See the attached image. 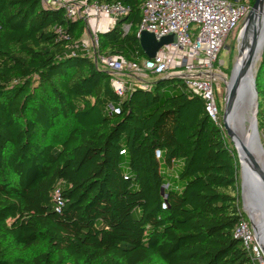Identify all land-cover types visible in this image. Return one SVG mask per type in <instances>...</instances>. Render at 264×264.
Wrapping results in <instances>:
<instances>
[{
  "label": "trees",
  "instance_id": "1",
  "mask_svg": "<svg viewBox=\"0 0 264 264\" xmlns=\"http://www.w3.org/2000/svg\"><path fill=\"white\" fill-rule=\"evenodd\" d=\"M47 1L0 0V264H257L234 235L237 153L204 100L166 76L119 97L83 21ZM145 1L89 0L130 8L101 54L147 59ZM255 75L264 137V54Z\"/></svg>",
  "mask_w": 264,
  "mask_h": 264
},
{
  "label": "built area",
  "instance_id": "2",
  "mask_svg": "<svg viewBox=\"0 0 264 264\" xmlns=\"http://www.w3.org/2000/svg\"><path fill=\"white\" fill-rule=\"evenodd\" d=\"M253 0H146L142 8V32L154 34L160 40L173 35L174 43L164 46L152 60L130 62L99 51V32L93 29L103 18H110L114 27L118 20L130 13L121 2L101 5L89 0H48L46 5L62 8L68 21L81 20L89 31L90 43L81 49L96 65L110 73L111 87L122 98L135 88L147 89L151 77L181 78L187 88L205 102L209 118L219 126L220 108L216 92L223 78L217 71L219 57L227 41L246 20ZM130 31V26L124 28ZM57 34L66 38L61 28ZM76 45L75 48H78ZM56 210L64 207L57 190L54 193ZM234 235L240 239L250 257L264 264L262 247L250 219H243Z\"/></svg>",
  "mask_w": 264,
  "mask_h": 264
},
{
  "label": "water",
  "instance_id": "3",
  "mask_svg": "<svg viewBox=\"0 0 264 264\" xmlns=\"http://www.w3.org/2000/svg\"><path fill=\"white\" fill-rule=\"evenodd\" d=\"M264 0H256L250 14L245 20V25L241 35L243 40L239 48V57L232 73L230 82L227 85V94L225 99V111L223 115V125L227 136L234 138V133L229 128V120L235 121L239 118L240 107L248 100L254 106L252 121V137L250 142H254L259 138V94L257 90V78L255 75V67L264 54V21L261 19L260 13L263 12ZM140 47L147 59L152 60L164 46L174 43L175 37L170 35L158 40L154 34L142 32L140 37ZM246 52V56L244 55ZM244 56V57H243ZM173 81H183L181 78H171ZM250 105V104H249ZM250 109V107H249ZM237 158L240 162V171L244 180H246L251 200L256 209L261 213V233L264 242V167L260 166L251 157L247 147L241 145L237 150ZM245 164V170L243 169ZM241 198L243 200V182L241 183ZM245 213V207L243 209ZM252 226L259 238L258 231L249 215ZM261 240V239H259Z\"/></svg>",
  "mask_w": 264,
  "mask_h": 264
},
{
  "label": "bare ground",
  "instance_id": "4",
  "mask_svg": "<svg viewBox=\"0 0 264 264\" xmlns=\"http://www.w3.org/2000/svg\"><path fill=\"white\" fill-rule=\"evenodd\" d=\"M260 16L261 19L264 21V8H263V12L260 13ZM262 33L264 34V29ZM240 38H242L243 40V35H241ZM244 55L246 56V52ZM240 108L241 109L239 110V114H240L239 118L235 121L229 120V128L232 130V132L235 135L234 138L231 139V143L233 144L236 152L237 150H239L241 145L246 146L248 152L250 153L254 161L257 162L260 166H262V162L264 160V142L262 136L259 135V138L254 142L249 141V139L252 137V121H253L254 106H252L251 102L247 100ZM245 167L246 166L243 163L244 170ZM240 172H241V183L243 182V203L245 202L246 208L250 213L249 215L258 231L259 239H261L260 242L264 244V242L262 241L263 235L261 233L262 215L256 209L255 204L251 200L246 180H244L243 178L242 171Z\"/></svg>",
  "mask_w": 264,
  "mask_h": 264
},
{
  "label": "rangeland",
  "instance_id": "5",
  "mask_svg": "<svg viewBox=\"0 0 264 264\" xmlns=\"http://www.w3.org/2000/svg\"><path fill=\"white\" fill-rule=\"evenodd\" d=\"M244 25H245V21L240 24L238 29L229 38L225 48L221 52V55L219 57L218 66L216 67L218 73L223 78V80L220 82L218 89H217V92H216V97H217V101H218L219 108H220L219 126L222 128L223 132L225 133L226 139H228V142H229V145L231 146V148L232 147L234 148V146L231 143V139L227 136L226 130L224 128L223 115H224V111H225V99H226V94H227V85L231 80L233 70L235 68L236 62H237L238 57H239V48H240V44L242 42V38H240V36H241L242 30L244 28ZM82 40L86 44L90 43V38L86 32H84V35L82 36ZM258 64H259V62H258ZM258 64L255 67V72L257 70ZM151 80H152V77L148 79V82H150ZM176 82H179V81H176ZM65 131H66L65 122H60L58 125V129L56 130V132L52 136V141L57 143L58 140H60L64 136ZM262 138H263V142H264V137L262 136ZM262 167H264V160L262 162ZM240 180H241V172H240ZM244 206H245V210L248 212V210L246 208V204H245V202L243 203V200H242V209H244ZM249 214H250L249 212L246 213L248 218H249ZM257 240H258V242H260L258 237H257ZM260 244H261L262 251H263L261 256H262V260L264 261V248H263L264 244H262L261 242H260Z\"/></svg>",
  "mask_w": 264,
  "mask_h": 264
},
{
  "label": "crops",
  "instance_id": "6",
  "mask_svg": "<svg viewBox=\"0 0 264 264\" xmlns=\"http://www.w3.org/2000/svg\"><path fill=\"white\" fill-rule=\"evenodd\" d=\"M112 27H113L112 26V20L110 18H103V20H101V22L99 24L93 25V29H95L98 32L106 31ZM85 32L89 36V31L87 29ZM82 42H84V41L82 40Z\"/></svg>",
  "mask_w": 264,
  "mask_h": 264
}]
</instances>
